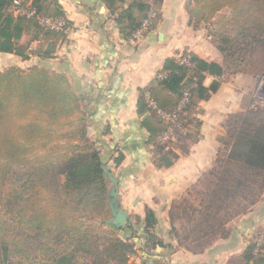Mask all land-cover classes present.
Returning a JSON list of instances; mask_svg holds the SVG:
<instances>
[{
  "label": "trees",
  "instance_id": "1",
  "mask_svg": "<svg viewBox=\"0 0 264 264\" xmlns=\"http://www.w3.org/2000/svg\"><path fill=\"white\" fill-rule=\"evenodd\" d=\"M101 1L126 39L144 21L149 32L160 19L162 0H130L125 7L119 0ZM23 7L33 9L34 15L16 11ZM185 11L191 26H214L209 35L223 63L183 51L178 56L187 63L177 56L167 58L159 71L166 74L158 73L138 90V104L149 113L141 126L160 166L171 165L175 148L196 138L197 105L217 90L229 68L262 73L264 81V0H187ZM36 16L62 18L65 26L49 29ZM70 27L57 0H0L2 54L23 61L30 55L53 58ZM207 75L216 79L205 86ZM185 90L187 98L177 110ZM80 102L64 76L50 78L36 68L24 71L16 65L0 68V264H130L137 248L147 255V249L162 246L150 210L143 222L127 221L122 228L108 222L112 183L103 170L107 159L88 137ZM158 111L175 117L166 121ZM223 126L222 167L216 159L191 192L201 195L189 229L194 241L227 236L224 226L244 213L236 209L241 205L235 196H253L264 187V107L230 114ZM169 127L167 138L159 139ZM121 159L119 153L114 162ZM233 264H264V239L248 242Z\"/></svg>",
  "mask_w": 264,
  "mask_h": 264
},
{
  "label": "crops",
  "instance_id": "2",
  "mask_svg": "<svg viewBox=\"0 0 264 264\" xmlns=\"http://www.w3.org/2000/svg\"><path fill=\"white\" fill-rule=\"evenodd\" d=\"M186 1L162 0L155 28L135 43L119 32L101 0H57L71 27L53 58L44 59L53 67L62 63L64 76L83 98L91 141L97 143L107 168L118 179V207L133 223L143 222L147 210L153 213L154 235L162 246L147 249V255L137 248L132 264H233L244 251L251 231L264 223V209H259L228 222L226 226L233 227L231 233L213 238L201 249L178 242L174 210L213 166L226 117L246 110L250 102L248 88L239 83L247 77L241 74L229 80V74H224L217 90L197 105L196 138H187L177 147V158L171 165L160 166L154 159L152 146L146 142L147 131L141 126L149 113L144 104H138V90L157 76L167 58L183 51L223 63L204 31L197 30L199 38L189 26ZM36 45L32 42L31 47ZM0 55L3 68L23 66V60L15 55ZM30 59L43 60L33 55ZM215 79L207 75L203 83L208 86ZM231 80H238L240 87L235 88ZM119 153L122 159L116 164L114 157ZM235 226L239 231L235 232Z\"/></svg>",
  "mask_w": 264,
  "mask_h": 264
},
{
  "label": "rangeland",
  "instance_id": "3",
  "mask_svg": "<svg viewBox=\"0 0 264 264\" xmlns=\"http://www.w3.org/2000/svg\"><path fill=\"white\" fill-rule=\"evenodd\" d=\"M119 1L122 3V5L124 7L130 2V0H119ZM189 26L192 28V31H194V34L198 35L199 38H201V35L198 34L199 32L197 30L204 31L205 37L207 36L208 40L211 42L212 39H211V36L209 35V33L214 28V26H211V24H205L204 22L199 24L197 28H195L194 26H191L190 24H189ZM192 31H191V33H192ZM147 34H148V31H146V29H145L143 31V33L140 35V37L135 38L134 34H133L131 36V38H129V40H131L135 43H140L142 40H144V38L147 36ZM174 37H176V35ZM205 39L206 38H204L203 41H206ZM177 57H178V55H177ZM22 65L23 66L19 67V68L23 69L24 71L31 70L32 68H36V69L40 70L42 73L47 74L50 78H57V77H63L64 76V72H63L64 67H63L62 63L57 64L55 67H53V64L47 60L43 59V60L32 61V59H30L27 61H23ZM0 68L3 69V56H1V55H0ZM228 71H229L228 72L229 75L227 74L228 75L227 78L229 80L231 78H234L235 76H239L241 74H244V76L247 77V78H245L246 80L244 79L243 81H239V83H241L243 86L248 88V91H249L248 95H249L250 102H249V107H247V108H253L252 103H253L255 97H261V95H263V92H264L263 90H259L260 83H261V80L263 77L262 73H259V74H255L253 72L242 73V72H240V70L238 71V69H235V68L233 69L232 67H231V69L229 68ZM158 73H160V72H158ZM164 74L165 73H160L158 77H162ZM231 81H230L231 83L236 84L235 88L240 87V85L238 84V80H231ZM67 82H68L71 90H73V86L71 87L68 80H67ZM263 88H264V83H263V86L261 87V89H263ZM73 91L75 93H78L77 90H76L77 92L75 90H73ZM260 91H262V92H260ZM77 95L80 97L79 93ZM80 99H81L80 103L82 104L83 98L80 97ZM258 104H260V105L256 108H263L264 107V101H258ZM87 132H88V129H87ZM88 137H89L90 141L93 139V135H91L89 133H88ZM175 150L177 151V147L175 148ZM224 152H225V147L222 146L221 148H219V151H218V154L216 157L217 161L215 162L216 164L219 165V167H222V164L224 161V160L222 161V159L224 158L223 157ZM206 184L207 183H205V185ZM199 189L201 191H203L201 186ZM251 191H253V188L251 189ZM254 191L256 192V189ZM254 191L252 192L253 196H249V194H247V192H246V194H244V195H246L245 197L243 196V194H240V196L237 194V196H235L237 199L236 202L241 205L240 208L236 207V209L242 210V212H244L243 214L248 213V212H255L256 210L260 211L259 209H261V210L264 209V187H263V189L257 191L259 193H255ZM200 198H201V195H199L197 193H191L189 196H186L184 199H182L184 201L181 202V206L176 208L174 210V213H173V220L177 225L176 226V231H177L176 233L181 239V244L184 246H189V247L195 248V249H201L206 244H208L210 241L213 240V238H210V239H206L203 242L194 241L191 238V236L189 235V229L191 227V224L194 221V219L197 217V212H198L197 210L200 208V204H199ZM234 205H236V204L234 203ZM240 215L241 214L235 215V217H233L231 220L237 218ZM235 225L238 226V224H235ZM224 228H226L228 230V232H227L228 234H230L231 231L233 230V227L226 226V225L224 226ZM234 229H235V232L239 231L238 227H236V226L234 227ZM262 231H264V223L261 226H259L258 228H256L255 230L251 231L249 238H246V244H248V242H250V241H254L256 243H259L258 237L262 234ZM128 261L131 264V260L128 259Z\"/></svg>",
  "mask_w": 264,
  "mask_h": 264
},
{
  "label": "built area",
  "instance_id": "4",
  "mask_svg": "<svg viewBox=\"0 0 264 264\" xmlns=\"http://www.w3.org/2000/svg\"><path fill=\"white\" fill-rule=\"evenodd\" d=\"M15 4L18 5V2L15 1ZM18 13L20 14H23L27 17H31L34 15V10L33 9H29V8H20V9H17L16 10ZM36 21L40 24V25H43L45 27H48L49 29H53V30H60L62 29L64 26H65V20L60 18V19H51L49 17H46V16H36L35 17ZM146 26H147V22L144 21L143 24H142V27L137 29L134 33V37L135 38H138L140 37V35L143 33V31L146 29ZM178 59H180V61L182 62H186L187 63V60L185 58H180L179 56L177 57ZM166 74V72H165ZM263 83L264 81L261 80V83H260V87H259V90H263L264 91V88L261 89V87L263 86ZM262 92V91H260ZM184 94V97L183 99L179 102V105L177 107V110H180L181 107L183 106L186 98H187V94H188V91L185 90L183 92ZM146 101H147V104L151 107H155V103L148 97L146 96ZM258 101H264V92H263V95H261V97H255L254 101H253V108H256L258 107L260 104H258ZM158 114L164 118L166 121H173L175 115L174 114H168V113H164L162 111H158ZM171 128L169 127L167 129L166 132L162 133L160 136H159V139L161 140H165V138H167L168 136V133L170 132ZM264 239V231H262V234L258 237V242L262 241ZM136 253V252H135ZM135 253L131 254L129 259L132 260V258L134 257ZM132 264V263H131Z\"/></svg>",
  "mask_w": 264,
  "mask_h": 264
},
{
  "label": "water",
  "instance_id": "5",
  "mask_svg": "<svg viewBox=\"0 0 264 264\" xmlns=\"http://www.w3.org/2000/svg\"><path fill=\"white\" fill-rule=\"evenodd\" d=\"M103 170L107 174L109 180L112 183V186L109 191V207L111 211V218L109 219V223L116 225L118 228H122L126 226L128 221V216L126 212L118 207L117 197H118V179L111 173L109 168L106 165H103Z\"/></svg>",
  "mask_w": 264,
  "mask_h": 264
}]
</instances>
